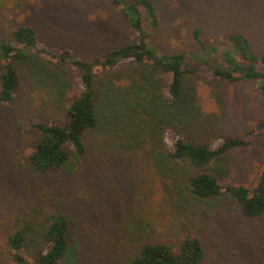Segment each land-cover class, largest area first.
<instances>
[{
    "label": "rangeland",
    "instance_id": "1",
    "mask_svg": "<svg viewBox=\"0 0 264 264\" xmlns=\"http://www.w3.org/2000/svg\"><path fill=\"white\" fill-rule=\"evenodd\" d=\"M151 1L159 20L152 37L159 54H202L193 36L201 29L215 64L231 35L244 36L250 51L264 56V0ZM24 25L34 26L47 47L69 49L86 60L136 42L109 0H0V39ZM14 63L21 80L17 101L0 104V264H11L8 238L19 229H31L32 245L40 244L47 213L70 222L62 264H129L143 244L165 243L178 251L188 237L203 243L205 264H264V215L244 217L229 194L191 196V170L172 162L166 150L165 131L171 128L198 144L242 136L264 119V96L253 83L190 76L180 101L168 104L163 95L170 77L152 65L130 64L103 81L99 126L86 135L80 171L40 174L28 165L33 137L19 135L17 127L28 130L41 118L61 123L80 82L71 68L34 54ZM140 83L151 90L146 100L134 94ZM263 168L264 134L210 166L225 185L252 183Z\"/></svg>",
    "mask_w": 264,
    "mask_h": 264
},
{
    "label": "trees",
    "instance_id": "2",
    "mask_svg": "<svg viewBox=\"0 0 264 264\" xmlns=\"http://www.w3.org/2000/svg\"><path fill=\"white\" fill-rule=\"evenodd\" d=\"M123 13L127 24L136 35V42L86 60L75 57L69 49H54L40 43L37 29L32 25L18 27L8 38L0 39V104L13 106L17 101L21 80L15 67L16 60H29L31 55L71 68L78 74L79 88L75 97L64 106L61 123L41 118L28 130L17 127L19 135L33 137V152L29 167L36 173L64 171L77 173L84 166L87 154L85 141L88 131L99 126L97 106L101 98L104 79L130 64L152 65L170 77L163 97L168 104L179 102L185 80L204 75L218 84L253 83L264 96V56L250 51L248 39L242 35L227 38V48L221 63L208 57L201 40V29L194 31L195 41L203 47L202 54H159L153 46V31L159 20L151 0H109ZM134 94L146 100L151 90L140 83ZM170 144L167 157L188 166L190 195L200 199H214L231 195L246 218L264 215V168L252 183L233 181L223 184L210 170L216 161L233 150L248 149L264 134V119L256 121L242 136L224 137L208 143H194L180 129H166ZM183 167L182 165H179ZM70 222L63 214H46L40 231V244L32 245L31 229H19L8 238L11 264H62L69 252ZM206 252L201 240L188 237L181 241L178 251L165 243L143 244L129 264H205Z\"/></svg>",
    "mask_w": 264,
    "mask_h": 264
}]
</instances>
